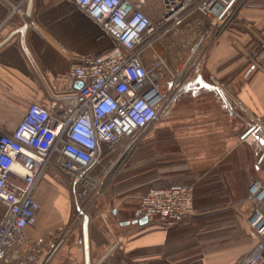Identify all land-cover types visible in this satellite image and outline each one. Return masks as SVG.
Segmentation results:
<instances>
[{
	"label": "crops",
	"instance_id": "obj_1",
	"mask_svg": "<svg viewBox=\"0 0 264 264\" xmlns=\"http://www.w3.org/2000/svg\"><path fill=\"white\" fill-rule=\"evenodd\" d=\"M21 1L0 0L5 133L28 105L47 109L71 96L77 86L68 85V70L115 46L69 0H30L11 14ZM134 1L146 13L148 4ZM157 60L160 119L118 166L120 143L108 160L99 157L101 182L113 173L96 200L77 211L86 213L84 229L62 246L47 240L34 264H237L255 245L247 187L255 176L264 181V0H239L220 32L200 14L187 17L144 52L146 69ZM59 173L50 166L36 189L40 210L35 226L25 229L28 239L47 237L78 215V205L67 201L77 189L63 186ZM172 185L193 186L194 214L139 225V197Z\"/></svg>",
	"mask_w": 264,
	"mask_h": 264
},
{
	"label": "built area",
	"instance_id": "obj_2",
	"mask_svg": "<svg viewBox=\"0 0 264 264\" xmlns=\"http://www.w3.org/2000/svg\"><path fill=\"white\" fill-rule=\"evenodd\" d=\"M29 1L12 6L11 14ZM69 1L112 37L115 46L68 70V85L77 86L71 96L47 109L32 103L10 133L0 131V264H34L47 240L62 246L84 229L86 213L79 211L47 237H26L25 229L37 221L40 206L34 194L47 169L52 166L71 182L97 191L101 180L90 172L100 165L99 144L120 143L115 165L121 164L161 112L163 98L153 79L162 62L146 69L144 52L194 14L222 31L238 0H160L162 11L154 20L134 0ZM28 18L22 14L25 23ZM247 192L254 207L247 222L257 241L237 264H264V181L253 177ZM193 198L192 185L151 188L139 197L134 214L162 221L189 217Z\"/></svg>",
	"mask_w": 264,
	"mask_h": 264
},
{
	"label": "rangeland",
	"instance_id": "obj_3",
	"mask_svg": "<svg viewBox=\"0 0 264 264\" xmlns=\"http://www.w3.org/2000/svg\"><path fill=\"white\" fill-rule=\"evenodd\" d=\"M143 1H145L148 4V8H146L147 9L146 13H148V16L152 20H154V18L160 16L161 11H162V7H161L160 0H143ZM237 2L235 4V6L237 5ZM157 118L160 119V115ZM100 145L103 146L102 147L103 150H102L101 155L98 156V158L101 157V158H103V160H108L109 156L113 152V144H111V143H101ZM94 169L95 170H99L100 169V165L95 166ZM90 173H91L92 176L95 175V171L94 170L91 171ZM112 173H113V171L110 172L105 177V179L103 180V182H100V184L98 185V189L100 187L104 186V185H107L110 182ZM60 177L62 178V185L63 186L69 187V188H73L74 187V188L77 189L76 190L77 191V195L76 196L75 195H72V197H69L68 200H67L73 206L78 205L76 212L79 210V208H81L82 205L86 204L87 201H95L96 200V194H97L96 191L93 192V193H91L92 196L91 195H88L89 197H86L84 191H85V189L87 187H85L83 184H80V183H73V182H71L65 174H60Z\"/></svg>",
	"mask_w": 264,
	"mask_h": 264
},
{
	"label": "water",
	"instance_id": "obj_4",
	"mask_svg": "<svg viewBox=\"0 0 264 264\" xmlns=\"http://www.w3.org/2000/svg\"><path fill=\"white\" fill-rule=\"evenodd\" d=\"M147 222H148V219H147V218H142V219H140V220L137 221V223H138L139 225L146 224Z\"/></svg>",
	"mask_w": 264,
	"mask_h": 264
},
{
	"label": "flooded vegetation",
	"instance_id": "obj_5",
	"mask_svg": "<svg viewBox=\"0 0 264 264\" xmlns=\"http://www.w3.org/2000/svg\"><path fill=\"white\" fill-rule=\"evenodd\" d=\"M93 170H95V169H93ZM96 172V171H95Z\"/></svg>",
	"mask_w": 264,
	"mask_h": 264
}]
</instances>
